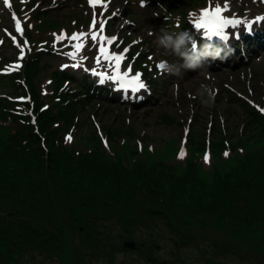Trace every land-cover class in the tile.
Returning <instances> with one entry per match:
<instances>
[{
    "label": "rangeland",
    "instance_id": "obj_1",
    "mask_svg": "<svg viewBox=\"0 0 264 264\" xmlns=\"http://www.w3.org/2000/svg\"><path fill=\"white\" fill-rule=\"evenodd\" d=\"M104 1L107 8L98 10L89 0H9L11 8L0 1V155L7 150L8 141H13L12 146L23 150L27 162L24 164L18 156V161L12 156L6 158L9 171L1 166L0 199L3 197L4 203H0V215L16 205L30 218L45 222L39 225L49 226L55 221L62 231L67 226L70 236L65 240L64 251L37 247L31 235L16 246L12 241L0 239V263L264 264V215L258 212L253 217L235 209L225 210L226 202L212 203V208H218L215 211L190 208L182 222L174 226L181 235L158 224L138 232L137 242L120 232L103 235L92 229L85 234L71 231L68 213L57 201V215L54 211L58 208L53 205L51 217L44 221L38 211L42 204L36 211L33 207L39 202L29 205L36 194L43 197L47 190L42 186L47 185L46 178H41L47 160L35 148L48 142L53 151L66 147L98 157L108 158L110 154L130 163L162 162L174 167L178 175L197 172L208 185L213 183L216 172L224 175L247 158L264 157V119L250 116L256 106L264 109V41L250 48L240 46L246 32L254 36L259 32L256 28L264 24V20L256 21V17H264V0H227L229 10L224 13L246 22L240 25L239 29L245 26L240 31V40L233 41L227 59L211 62L201 75L199 70L188 71L183 79L157 68L160 61L178 59L165 54L155 43L159 29L189 31L195 43L199 32L194 19L210 3L212 7L217 4L223 7L225 0H144V7L141 0ZM13 14L21 21L23 35L15 29ZM94 15L97 29L101 20H107L104 35L117 37L111 50L116 53L127 50L122 71L131 65L133 74L142 73L145 89L124 92L113 81L101 83V77L94 72H109V68L104 62L96 64L98 44L90 37L80 53L84 58L80 60L81 66L66 70L78 80L90 75L108 92L82 98L84 92H79L77 84L56 78L53 71L61 73L62 65L75 62L67 55L72 51L66 47L68 41L56 43L54 34L90 32ZM165 15L173 18L169 24ZM176 18L179 27H175ZM248 23H252L253 29H249ZM17 44L24 48L23 60L19 59ZM17 63L21 67L12 70ZM174 83L178 91L173 90ZM201 83L211 84L215 89L211 107L202 105L196 96ZM24 121L32 125L24 126ZM27 131L36 134L38 145L31 143L33 137ZM69 134L71 141L66 140ZM25 140H30V144ZM181 150L186 152L183 159H179ZM205 154L210 163L205 162ZM29 168L34 170L31 177H27ZM77 209H83L82 202H78ZM75 223H81L79 218ZM58 233L50 235L51 241L61 240L62 234ZM20 248L23 251L18 252Z\"/></svg>",
    "mask_w": 264,
    "mask_h": 264
},
{
    "label": "trees",
    "instance_id": "obj_2",
    "mask_svg": "<svg viewBox=\"0 0 264 264\" xmlns=\"http://www.w3.org/2000/svg\"><path fill=\"white\" fill-rule=\"evenodd\" d=\"M37 58L42 57L37 55ZM69 76L73 77L69 73H64L61 76L57 75L56 78L65 80ZM80 84L79 92L95 93L96 90L92 88L94 83L86 80ZM250 116L264 119V116L255 109ZM24 124L28 127L32 125L29 121H24ZM27 133L33 137L31 143L34 146L38 145L36 134L29 131ZM8 142L7 150L0 155L3 156L0 159V169L3 165L9 171L10 165L6 158L13 156L18 161V156L20 162L24 164L27 162L21 152L23 150L12 146L13 141ZM25 143L30 144V140H25ZM35 150L40 155L44 153L47 160L45 174L41 176L46 178L47 185L42 184V186L47 190L43 197L36 194L37 197L33 198L29 205L39 202L33 207L36 211V208L42 204L38 208L43 214L42 221L51 217L49 211L53 205L58 208L54 211L55 215L59 211L58 204L64 206V211L68 213L67 218L72 222L68 224L72 227L71 231H79L81 234H85L87 229L99 231L103 235L120 232L137 242L138 232L161 224L171 229L173 234L181 235L174 226L182 222L184 213L190 208H197L199 212L209 209L215 211L218 208H212V203L226 202L228 209L225 210L235 209L245 215L253 216L258 212L264 215V157L262 156L256 159L247 158L224 175L216 172L213 183L208 185L198 177L197 172L178 175L174 167L162 162L130 163L110 154L107 155L108 158L98 157L95 153H79L66 147L61 150L62 152L53 151L49 142L44 147L39 145ZM33 173L34 170L29 168L27 177H31ZM23 182L26 184L27 181L23 179ZM29 182L32 183L31 180ZM37 186L40 184L38 183ZM56 201L59 203L57 204ZM79 201L83 204L82 210L77 209ZM0 203H4L3 197ZM12 207L9 211H2L0 215L2 241H12L13 246H16L26 235H31L37 247L49 246L54 251L65 250V240L70 238L67 226L62 231L57 228L55 221L49 226L39 225L45 222L30 218L16 209V205ZM78 218L81 223H75ZM84 219L87 220L85 223L82 222ZM240 220L245 223L244 218ZM233 222L237 224L236 221ZM138 229L140 230L136 231ZM58 232L62 234L59 236L61 240L51 241L50 235L59 234ZM184 235L190 237L189 234ZM185 241L189 239L186 238ZM214 247L218 249L215 244ZM17 251L23 250L20 248Z\"/></svg>",
    "mask_w": 264,
    "mask_h": 264
},
{
    "label": "snow or ice",
    "instance_id": "obj_3",
    "mask_svg": "<svg viewBox=\"0 0 264 264\" xmlns=\"http://www.w3.org/2000/svg\"><path fill=\"white\" fill-rule=\"evenodd\" d=\"M4 3L7 7L11 8L12 5L9 3V0H4ZM89 3L93 8H95L97 4H101L105 9L107 8V4L103 3V0H89ZM228 10L229 6L227 0H225V4L223 7H221L219 4H217L215 7H212L210 3L209 7L201 10L199 16L194 19L195 26L198 29L205 30L206 36H222L224 35L223 30L228 26L231 25L233 27H236L238 25H241L242 23H246L245 21H241L240 19L224 16L223 13ZM13 17L15 20L16 31L23 35L24 28L21 24L20 19L16 18L15 14H13ZM261 20H264V17H256L257 22ZM106 24L107 20H101L99 23V28L97 29V20L94 15L92 24L90 25V32H75L71 35H68L66 32L62 31L60 34H54L56 43H61L64 40L68 41L66 47H70L72 51L68 52L67 55L75 62L72 65L64 64L61 67L78 68L81 66L80 60H83L84 58L80 57V53L83 51L90 37L91 41L94 44H98V55L95 58L96 64L99 65L104 62L107 63L109 68V72H94L95 75L101 77V83H103L105 80H110L118 84L121 89H130L134 92H139L140 90L145 89L146 84L142 80V73L137 72L133 74L131 65H129L126 70L122 71V64L126 59L127 50H124L120 53H116L111 50L112 45L117 42V37H108L104 35ZM248 27L249 29H251L252 23H248ZM15 39L16 38L13 37L14 41ZM0 43H2V41H0ZM25 45H27V41H25ZM17 47H20V45L17 44ZM24 54V48L20 47V60H23ZM78 57H80L79 60ZM20 67L21 64L17 63L12 66V70H17ZM157 68L162 69L163 65H157ZM19 99L24 100L26 98L21 97ZM261 111H264V109H261ZM66 140L71 141L72 136L69 134L66 137ZM225 155H228V153L226 152ZM185 156L186 152L184 150H181L179 152V159H183ZM204 159L206 163H210V158L207 154H205Z\"/></svg>",
    "mask_w": 264,
    "mask_h": 264
},
{
    "label": "clouds",
    "instance_id": "obj_4",
    "mask_svg": "<svg viewBox=\"0 0 264 264\" xmlns=\"http://www.w3.org/2000/svg\"><path fill=\"white\" fill-rule=\"evenodd\" d=\"M144 0H141V7H144ZM165 11H167L165 9ZM159 16V13L155 14ZM193 15L190 13V16ZM165 20L169 24L172 21L171 15H165ZM175 27H179V18H176ZM193 36L189 31H171L169 27H161L155 43L159 48L164 49L165 54L175 56L176 61H160L158 65H163V73L183 79L188 71H197L203 74L210 63L216 60H225L231 54L226 46H222L209 40L199 45L193 43ZM191 45V47H190ZM182 61V62H181ZM173 90L178 91V85L173 84ZM196 96L199 97L202 105L211 107L216 98L215 89L211 84L201 83L197 89Z\"/></svg>",
    "mask_w": 264,
    "mask_h": 264
}]
</instances>
